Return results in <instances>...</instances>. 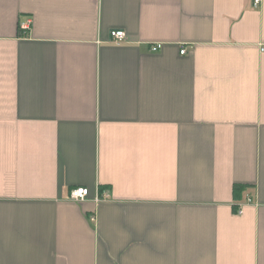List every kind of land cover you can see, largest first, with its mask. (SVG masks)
I'll use <instances>...</instances> for the list:
<instances>
[{"label":"crops","instance_id":"1","mask_svg":"<svg viewBox=\"0 0 264 264\" xmlns=\"http://www.w3.org/2000/svg\"><path fill=\"white\" fill-rule=\"evenodd\" d=\"M0 264H264V0H0Z\"/></svg>","mask_w":264,"mask_h":264},{"label":"built area","instance_id":"2","mask_svg":"<svg viewBox=\"0 0 264 264\" xmlns=\"http://www.w3.org/2000/svg\"><path fill=\"white\" fill-rule=\"evenodd\" d=\"M262 0H253V6L256 7L261 3ZM28 23L27 24H22L21 25V29L22 31H26L28 30ZM110 42L116 45L119 44H125L127 43V39H126V34L123 31H113L110 33ZM162 47L161 43H157L156 45H153L150 47V51L151 52H157L160 48ZM181 55L185 54V49H182L180 51ZM88 190L86 188L83 187H78L75 189H72L70 191V195L69 198L70 200L74 201V202H82L85 201L88 198ZM107 198V195L105 194L103 197ZM95 201L98 202V198H95Z\"/></svg>","mask_w":264,"mask_h":264},{"label":"trees","instance_id":"3","mask_svg":"<svg viewBox=\"0 0 264 264\" xmlns=\"http://www.w3.org/2000/svg\"><path fill=\"white\" fill-rule=\"evenodd\" d=\"M245 188V186L244 185H234L233 186V189H232V195H233V199L234 200H239L240 199V196H241V193H242V191H243V189ZM105 188H103V187H100L99 188V193L101 194V193H103V190H104Z\"/></svg>","mask_w":264,"mask_h":264}]
</instances>
